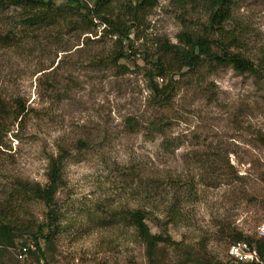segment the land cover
Here are the masks:
<instances>
[{
	"label": "rangeland",
	"instance_id": "374dc122",
	"mask_svg": "<svg viewBox=\"0 0 264 264\" xmlns=\"http://www.w3.org/2000/svg\"><path fill=\"white\" fill-rule=\"evenodd\" d=\"M126 1L109 0L105 13L128 22L126 9L138 5ZM231 2L244 40L235 52L264 72V0ZM203 6L158 0L117 67L102 62L119 47L101 21L85 34L60 20L36 30L19 10H0V225L14 235L0 264H232L237 234L264 242V78L204 62L181 69L162 106L146 82L157 43L182 48L179 35L203 29ZM59 157L50 210L33 192ZM137 208L160 238L152 252L127 217ZM22 246L29 253L19 261Z\"/></svg>",
	"mask_w": 264,
	"mask_h": 264
},
{
	"label": "trees",
	"instance_id": "16d2710c",
	"mask_svg": "<svg viewBox=\"0 0 264 264\" xmlns=\"http://www.w3.org/2000/svg\"><path fill=\"white\" fill-rule=\"evenodd\" d=\"M90 1L94 5L92 9L83 0H66L63 6L65 7L64 10L55 8L54 0H0V10L4 12L8 7L19 10L17 14L19 20H23L25 27H36V30L57 26L59 22L54 21L60 20L66 25L69 33L78 29L82 34H85L91 33L92 29L96 27L93 22L94 19L101 21L99 23L103 26L104 34L113 39L115 46L119 47L116 52H113L111 56H107L102 62L104 65L107 63L117 67L118 62L126 58L123 47L125 43L130 41L129 35L133 26L142 25L143 22H140V19L150 16V10L156 7L158 0H127V6L132 1L137 2L138 5V7L132 8L129 6L130 8L126 9L125 15L129 17L128 22L123 21L122 17L125 16L114 17L113 13H105L110 9L109 0ZM187 2L192 6L197 3V0H187ZM203 3V11L206 15L205 23L202 24L203 29L201 28L202 30L200 29L201 31L198 32L179 35L180 41L184 44L182 48L177 45H170L167 42L157 43L158 52L155 65L145 73L146 82L153 99L152 105H167L175 91L174 77L181 74V69L188 68L193 70L204 62L220 66L229 65L235 72L248 73L256 79L264 78V72L260 68V60H257L256 63L244 57L241 53L235 52L237 49H243L242 42L244 40L242 37L243 28L236 23L238 20L232 14L233 4L231 0H203ZM139 12L141 13L140 15L138 14ZM68 18L70 20H67ZM214 43L216 47L222 49L221 54L212 52L211 44ZM156 79L160 81L165 79V84L159 86L155 82ZM2 106L4 104L0 101V109H2ZM21 112H23V107L19 109L18 115ZM62 161L64 159L61 157L50 161L46 186L42 188L38 185L33 192L36 199L48 209L53 204L54 196L60 186ZM50 213L48 216L51 218L52 215ZM146 215L143 208H137L127 213L136 236L144 243L148 252H152L160 242V238L151 234L146 225ZM13 237V230L10 225H0V247L11 246ZM242 238L241 234H237L233 242H240ZM40 239H47V237L42 236L41 233L39 236L34 235L32 237V243L37 251H40L38 244ZM246 243L253 245L249 242ZM254 246L263 259L264 242L258 241L257 245L254 244ZM216 264L222 263L217 262Z\"/></svg>",
	"mask_w": 264,
	"mask_h": 264
},
{
	"label": "built area",
	"instance_id": "2783aa9c",
	"mask_svg": "<svg viewBox=\"0 0 264 264\" xmlns=\"http://www.w3.org/2000/svg\"><path fill=\"white\" fill-rule=\"evenodd\" d=\"M260 239L264 240V224L257 228ZM17 259L24 260L28 254L27 247H20ZM227 255L232 264H262V259L254 245H249L244 241L233 242L228 246Z\"/></svg>",
	"mask_w": 264,
	"mask_h": 264
},
{
	"label": "clouds",
	"instance_id": "9594fccd",
	"mask_svg": "<svg viewBox=\"0 0 264 264\" xmlns=\"http://www.w3.org/2000/svg\"><path fill=\"white\" fill-rule=\"evenodd\" d=\"M28 255V254H27Z\"/></svg>",
	"mask_w": 264,
	"mask_h": 264
}]
</instances>
